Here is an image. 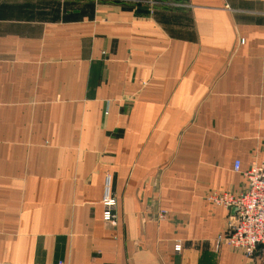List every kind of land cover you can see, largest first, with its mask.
Here are the masks:
<instances>
[{"label": "crops", "instance_id": "1", "mask_svg": "<svg viewBox=\"0 0 264 264\" xmlns=\"http://www.w3.org/2000/svg\"><path fill=\"white\" fill-rule=\"evenodd\" d=\"M168 1L0 0V264H261L208 196L264 165V0Z\"/></svg>", "mask_w": 264, "mask_h": 264}, {"label": "built area", "instance_id": "2", "mask_svg": "<svg viewBox=\"0 0 264 264\" xmlns=\"http://www.w3.org/2000/svg\"><path fill=\"white\" fill-rule=\"evenodd\" d=\"M232 170L240 173L239 161H234ZM241 174L246 180V187L242 192H213L208 196V201L215 206L227 210L236 209L228 217L225 231L217 235L215 249L226 246L238 251L246 259L259 258L260 263L264 264V165L254 164ZM101 205L103 222L114 223L116 200L110 191L109 177L105 180ZM174 252H180L179 244L174 246Z\"/></svg>", "mask_w": 264, "mask_h": 264}, {"label": "rangeland", "instance_id": "3", "mask_svg": "<svg viewBox=\"0 0 264 264\" xmlns=\"http://www.w3.org/2000/svg\"><path fill=\"white\" fill-rule=\"evenodd\" d=\"M130 2L125 1L126 3L133 5L134 1L136 2H144V3H140V5L142 6H146L150 9L154 8V7H169V6H173V7H180L179 4L176 3H172L168 0H128ZM133 1V2H132ZM132 3V4H131ZM137 4V3H136ZM137 6V5H136ZM228 8V7H226ZM244 41L241 39L240 40V44H242ZM104 191V190H103ZM103 196V195H102ZM102 206V205H101ZM163 214V213H162ZM174 250V249H173Z\"/></svg>", "mask_w": 264, "mask_h": 264}, {"label": "water", "instance_id": "4", "mask_svg": "<svg viewBox=\"0 0 264 264\" xmlns=\"http://www.w3.org/2000/svg\"><path fill=\"white\" fill-rule=\"evenodd\" d=\"M231 211H232V214H234L236 212V209H232Z\"/></svg>", "mask_w": 264, "mask_h": 264}]
</instances>
